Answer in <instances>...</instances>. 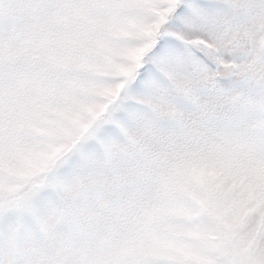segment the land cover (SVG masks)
Listing matches in <instances>:
<instances>
[{
  "label": "snow or ice",
  "instance_id": "6c2138e0",
  "mask_svg": "<svg viewBox=\"0 0 264 264\" xmlns=\"http://www.w3.org/2000/svg\"><path fill=\"white\" fill-rule=\"evenodd\" d=\"M0 264H264V0H0Z\"/></svg>",
  "mask_w": 264,
  "mask_h": 264
}]
</instances>
